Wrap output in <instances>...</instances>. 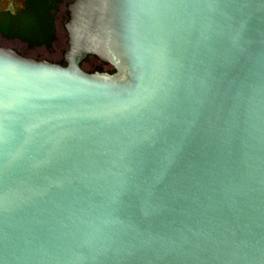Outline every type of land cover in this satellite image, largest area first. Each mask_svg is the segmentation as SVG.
Wrapping results in <instances>:
<instances>
[{
    "label": "water",
    "instance_id": "1",
    "mask_svg": "<svg viewBox=\"0 0 264 264\" xmlns=\"http://www.w3.org/2000/svg\"><path fill=\"white\" fill-rule=\"evenodd\" d=\"M67 12L0 47V264H264V0Z\"/></svg>",
    "mask_w": 264,
    "mask_h": 264
},
{
    "label": "trees",
    "instance_id": "2",
    "mask_svg": "<svg viewBox=\"0 0 264 264\" xmlns=\"http://www.w3.org/2000/svg\"><path fill=\"white\" fill-rule=\"evenodd\" d=\"M61 0H28V9L23 16V23L16 25L10 14H0V33L8 38H19L27 42L29 47H37L42 44L51 48L56 40L54 27L55 16L51 15V8H57ZM4 15H7L4 17ZM105 65L101 63L95 67V71L103 72ZM114 72V71H113Z\"/></svg>",
    "mask_w": 264,
    "mask_h": 264
},
{
    "label": "flooded vegetation",
    "instance_id": "3",
    "mask_svg": "<svg viewBox=\"0 0 264 264\" xmlns=\"http://www.w3.org/2000/svg\"><path fill=\"white\" fill-rule=\"evenodd\" d=\"M28 0H10V1H7L6 0H0V14H4V13H8L12 16H14L13 18L19 22L16 23V25H20L23 23L22 21V18L23 16L25 17V12L27 11L28 9V6H27V3ZM73 0H61L59 2V5L57 8H51V15L55 16V19H54V27H55V32H56V40L52 43V46L51 48H48L46 45L42 44L41 46H37V47H29V44L27 42H24L22 40H20L19 38H8L6 36H3L1 33H0V38L1 39H4V40H7V41H18L22 44H24L26 47L30 48V49H33V48H44V49H52L55 44L59 41V36H58V16L62 10V7L64 6L66 8V12H65V21L64 22H68L69 20V15H68V12H67V6L72 3ZM7 15H4V17H6ZM0 47H4V46H0ZM6 48V47H5ZM10 49H13L15 51H17L15 48L13 47H9ZM18 52V51H17ZM37 59V58H35ZM41 60H48L51 62L50 59L48 58H39ZM96 59V58H95ZM54 63H58V64H65L64 63V58H62L61 60L59 61H55ZM110 68V69H109ZM104 71H108L110 73H113V68L112 67H108V66H105L104 67ZM88 72H96L95 71V68H93L92 70H88Z\"/></svg>",
    "mask_w": 264,
    "mask_h": 264
},
{
    "label": "rangeland",
    "instance_id": "4",
    "mask_svg": "<svg viewBox=\"0 0 264 264\" xmlns=\"http://www.w3.org/2000/svg\"><path fill=\"white\" fill-rule=\"evenodd\" d=\"M66 8L63 6L62 10L58 16V38L59 41L55 44L52 49H44V48H33L30 49L26 47L24 44L18 41H7L0 38V46H4L6 48L13 47L15 48L21 55L29 58H37V60H41L39 58H48L51 62L59 61L63 58L64 52L68 49V35L64 26L66 24L65 21V11Z\"/></svg>",
    "mask_w": 264,
    "mask_h": 264
}]
</instances>
